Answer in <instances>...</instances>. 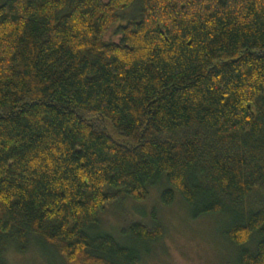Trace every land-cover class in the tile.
Wrapping results in <instances>:
<instances>
[{"label": "trees", "instance_id": "obj_1", "mask_svg": "<svg viewBox=\"0 0 264 264\" xmlns=\"http://www.w3.org/2000/svg\"><path fill=\"white\" fill-rule=\"evenodd\" d=\"M154 188L264 264V0H0V264H138L98 217Z\"/></svg>", "mask_w": 264, "mask_h": 264}, {"label": "rangeland", "instance_id": "obj_2", "mask_svg": "<svg viewBox=\"0 0 264 264\" xmlns=\"http://www.w3.org/2000/svg\"><path fill=\"white\" fill-rule=\"evenodd\" d=\"M104 40H117L113 32ZM165 186L164 183L161 185ZM168 185L166 184V187ZM164 188L150 190L148 199L135 202L125 198L109 203L99 214V229L127 247H136L141 261L138 264H238V252L225 240L227 220L222 215H207L193 220L190 210L177 192L170 206H164L160 194ZM158 223L163 236L152 247L143 248L128 235L130 223ZM8 264H63L57 253L31 238L24 253L10 250Z\"/></svg>", "mask_w": 264, "mask_h": 264}]
</instances>
